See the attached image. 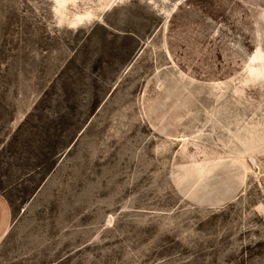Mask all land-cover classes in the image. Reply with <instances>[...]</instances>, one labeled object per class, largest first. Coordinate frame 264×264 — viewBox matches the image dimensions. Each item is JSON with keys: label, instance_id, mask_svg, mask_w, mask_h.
<instances>
[{"label": "rangeland", "instance_id": "374dc122", "mask_svg": "<svg viewBox=\"0 0 264 264\" xmlns=\"http://www.w3.org/2000/svg\"><path fill=\"white\" fill-rule=\"evenodd\" d=\"M0 264H264V0H0Z\"/></svg>", "mask_w": 264, "mask_h": 264}, {"label": "crops", "instance_id": "0c3cea01", "mask_svg": "<svg viewBox=\"0 0 264 264\" xmlns=\"http://www.w3.org/2000/svg\"><path fill=\"white\" fill-rule=\"evenodd\" d=\"M11 217L10 208L4 197L0 195V241L7 235L9 231Z\"/></svg>", "mask_w": 264, "mask_h": 264}]
</instances>
